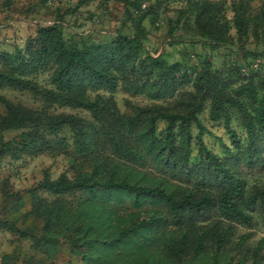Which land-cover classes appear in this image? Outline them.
<instances>
[{"label":"trees","instance_id":"obj_1","mask_svg":"<svg viewBox=\"0 0 264 264\" xmlns=\"http://www.w3.org/2000/svg\"><path fill=\"white\" fill-rule=\"evenodd\" d=\"M185 1L195 32L217 42L226 37L230 23L221 1ZM232 3L239 29L246 19L264 26V8L249 15L241 0ZM141 4L125 1L126 13L136 15V28L118 33L112 42L69 41L63 25L54 21L38 24L24 46L0 51V88L29 91L44 103L32 108L0 95V157L4 152L16 157L59 152L69 147L64 131L73 137V174L44 176L28 189L31 209L15 220L0 218V227L33 239L46 254H28L19 264H58L59 245L86 264H237L228 247L234 222H248L255 200L264 211V184L246 192L240 172L205 144L198 117L208 101L209 116L222 118L236 146L244 145V161L260 160L264 71L251 68L246 74L237 65L221 70L203 65L191 72L180 62L142 54L147 31L146 4ZM42 73L48 74L47 83L37 79ZM120 85L152 101L126 100L128 110L122 111L113 94ZM57 105L81 107L90 116L50 110ZM232 117L246 130L244 144L231 130ZM159 119L166 122L161 137ZM193 123L199 131L196 162L190 160ZM14 128L20 131L3 136ZM38 188L56 196L49 200ZM22 197L16 193L14 211L25 205ZM127 198L130 206H125ZM148 200L154 206L142 209ZM121 208L141 210L123 213ZM18 259L17 252L3 254L0 264Z\"/></svg>","mask_w":264,"mask_h":264},{"label":"rangeland","instance_id":"obj_2","mask_svg":"<svg viewBox=\"0 0 264 264\" xmlns=\"http://www.w3.org/2000/svg\"><path fill=\"white\" fill-rule=\"evenodd\" d=\"M125 1L88 0L77 5V0H0V51L24 46L38 24H52L54 21L63 25L65 37L69 41L74 40L80 44L87 41L112 42L118 33H134L136 28V15L129 16L126 13ZM142 1L146 2L142 11L144 12L142 21L147 31L142 54L147 51L152 56H160L168 63L180 62L191 72L198 71L203 65L216 70L237 65L246 74L251 68L264 71V26L252 19H246L243 21L242 29H239L235 22L232 3L239 0H218L222 2L224 16L230 23L226 37L220 42L208 38L199 31L195 32L192 24L193 13L187 8L185 0H140L141 3ZM241 2L246 8L245 13L249 15L254 14L259 8H264V0H241ZM47 78L48 74L42 73L37 79L41 83H47ZM113 94L122 111L128 110L126 100L142 105L152 101L146 94H132L124 90L121 85L113 91ZM0 95L32 108L44 106L42 99L29 91L3 87L0 88ZM50 110L75 113L87 118L90 116V111L81 107L57 105ZM3 111L4 105L0 100V113ZM198 117L203 124L201 136L205 144L240 172L244 178L246 192L261 187L264 184V145L259 143L257 147L260 160L245 162L242 157L244 145L241 148L236 146L231 131L222 118L212 119L209 116L208 101L200 110ZM165 124L163 119L157 121L156 132L160 137ZM229 125L244 144L246 130L240 121L232 117ZM18 131L20 129L17 128L5 130L3 136L8 139ZM190 132L195 137L191 143L190 160L196 162L200 155L197 141L199 131L195 123L191 125ZM64 134L67 136L69 147L62 151H46L38 154L24 152L18 157L10 152L1 155L0 218L15 220L31 209L32 201L28 189L37 186L44 176L56 178L63 172L68 176L73 174L74 169L70 164V159L73 157V137L67 131H64ZM173 181L180 182L177 179ZM37 191L49 200L56 196L43 188H38ZM16 193L24 196L25 198H22L26 200L25 205L18 212L12 209ZM7 194L9 197L6 201ZM65 196L68 199H77L74 195L65 194ZM258 203L259 200H255V209L247 211L250 216L248 222H234L236 229L228 245L230 253L234 256V263L264 264V211L259 210ZM125 206H130L129 198ZM153 206V201L148 200L141 208L145 210ZM121 209L123 213L131 209L141 210ZM29 220L32 223L36 219ZM150 232L153 230L151 229ZM32 240L20 237L3 225L0 227V256L17 252L19 259L16 264L28 254L46 256L43 249L37 248ZM152 251L157 250L152 248ZM54 256L58 264H86L65 245H59Z\"/></svg>","mask_w":264,"mask_h":264},{"label":"built area","instance_id":"obj_3","mask_svg":"<svg viewBox=\"0 0 264 264\" xmlns=\"http://www.w3.org/2000/svg\"><path fill=\"white\" fill-rule=\"evenodd\" d=\"M145 4H146V2L142 1V4H141V6H144Z\"/></svg>","mask_w":264,"mask_h":264}]
</instances>
